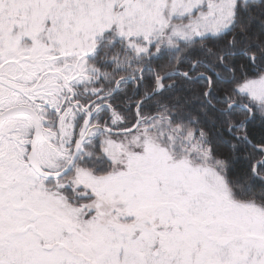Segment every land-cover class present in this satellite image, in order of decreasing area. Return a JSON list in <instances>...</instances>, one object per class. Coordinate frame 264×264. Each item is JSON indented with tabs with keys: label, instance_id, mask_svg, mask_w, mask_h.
<instances>
[{
	"label": "snow or ice",
	"instance_id": "obj_1",
	"mask_svg": "<svg viewBox=\"0 0 264 264\" xmlns=\"http://www.w3.org/2000/svg\"><path fill=\"white\" fill-rule=\"evenodd\" d=\"M0 264H264V0H0Z\"/></svg>",
	"mask_w": 264,
	"mask_h": 264
}]
</instances>
